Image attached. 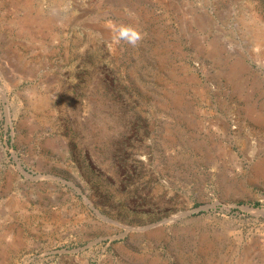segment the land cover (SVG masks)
<instances>
[{
	"label": "rangeland",
	"instance_id": "obj_1",
	"mask_svg": "<svg viewBox=\"0 0 264 264\" xmlns=\"http://www.w3.org/2000/svg\"><path fill=\"white\" fill-rule=\"evenodd\" d=\"M0 264H264V0H0Z\"/></svg>",
	"mask_w": 264,
	"mask_h": 264
},
{
	"label": "clouds",
	"instance_id": "obj_2",
	"mask_svg": "<svg viewBox=\"0 0 264 264\" xmlns=\"http://www.w3.org/2000/svg\"><path fill=\"white\" fill-rule=\"evenodd\" d=\"M109 27L113 33L112 40L116 44H127L137 46L144 38L141 28L134 23L109 22Z\"/></svg>",
	"mask_w": 264,
	"mask_h": 264
}]
</instances>
